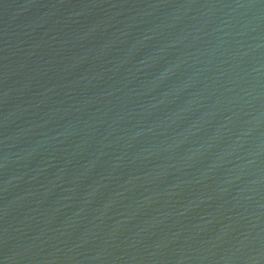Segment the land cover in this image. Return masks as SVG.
Masks as SVG:
<instances>
[{"label":"water","instance_id":"1","mask_svg":"<svg viewBox=\"0 0 264 264\" xmlns=\"http://www.w3.org/2000/svg\"><path fill=\"white\" fill-rule=\"evenodd\" d=\"M0 264H264V0H0Z\"/></svg>","mask_w":264,"mask_h":264}]
</instances>
